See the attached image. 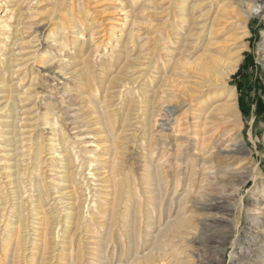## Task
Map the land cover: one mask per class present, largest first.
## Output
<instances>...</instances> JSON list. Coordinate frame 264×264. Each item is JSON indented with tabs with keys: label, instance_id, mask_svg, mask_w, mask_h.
Listing matches in <instances>:
<instances>
[{
	"label": "rangeland",
	"instance_id": "obj_1",
	"mask_svg": "<svg viewBox=\"0 0 264 264\" xmlns=\"http://www.w3.org/2000/svg\"><path fill=\"white\" fill-rule=\"evenodd\" d=\"M197 2L0 0L5 264H68L78 248L80 264H106L113 247L105 254L97 243L104 217L93 212L113 197L111 159L142 183L151 147L168 171L197 173L187 203L195 228L179 244L181 259L264 264V0H245L241 10L252 12L230 18ZM223 88L236 91L235 110L220 108ZM236 147L244 151L227 155Z\"/></svg>",
	"mask_w": 264,
	"mask_h": 264
},
{
	"label": "bare ground",
	"instance_id": "obj_2",
	"mask_svg": "<svg viewBox=\"0 0 264 264\" xmlns=\"http://www.w3.org/2000/svg\"><path fill=\"white\" fill-rule=\"evenodd\" d=\"M244 2L245 0H198L197 5H200L199 7L201 10H206L207 8L205 14L214 11L216 13L215 17L217 18L220 16L227 18L229 16L230 18L233 14L241 15L245 13L248 15L252 12L253 5L250 4H248V11L241 10ZM236 4H238L239 7L236 8ZM259 8L260 7H256L257 10ZM217 20L215 19V21ZM214 25L215 23L213 26ZM213 33L214 30L211 31V35ZM66 38L67 36L63 34V39L59 43L65 44ZM237 63L238 60L230 62L229 65H227L229 67V71H233L236 68ZM223 95L226 97V103L221 105L220 108L223 110H235L237 105L236 91L234 89L228 90L223 88V90L218 91V97ZM92 98L93 101L96 102L95 97L93 96ZM99 123L102 124V131L106 132L105 134L107 139H114L115 124L112 120L110 112L103 111L99 117ZM65 146L66 145H64V147ZM150 151V154L147 155L144 180H141L142 183L139 181L137 182L135 178H131V175L122 174V172L119 171L121 169L118 170L116 157L114 156L113 159H111V170L110 172H107L110 173L112 179L113 188L111 194L113 197L109 202L106 201L100 203L98 201L99 204H96V207L94 208L95 212H93V215H97L102 212L104 217L101 219L100 226H98L100 228L97 227L94 229V232L97 233V243L100 247H102V249H104L105 254L107 253L110 245L113 247V250H111L113 253L109 255V259L106 264H187V261L181 259L182 250L180 251L179 244L182 242L181 240L186 238L195 228L192 225V219L187 214L188 197L197 184V179L195 178L197 174L194 169L195 166L189 165L191 170L189 177L184 179V177H181L182 172H178L179 170L176 169V171L173 169L171 172L167 170L165 160H163L165 154H161L160 158L155 160L152 147ZM243 151L242 147H236L235 149L230 150L227 155L232 157ZM40 154L41 149L38 152V155ZM40 162L42 163L41 157L38 164ZM179 162V160L174 162L175 168L179 167ZM40 170L41 167H39V171ZM38 181L40 189L39 193L41 195L45 192V189L43 186L44 180L40 173ZM72 182L74 183V181ZM198 183L203 185L204 179L202 178ZM142 184H145L146 186V190L144 191L145 193L142 192ZM143 194H147L146 197ZM4 195L0 190V201L4 199ZM39 198L40 197H38V199ZM42 202L43 201H40V205H42ZM203 202L205 205L218 204V202H214L213 199H208ZM107 204L109 207L106 206ZM40 205L39 207H41ZM82 216H80L79 221H77L78 226L85 225L87 231H92L90 228L91 226L89 223L84 221L85 217ZM11 237L12 235H8L7 241L3 240L5 242L4 248H8L10 245L9 241H11ZM93 241H95V239ZM78 249L77 253L70 254L71 257L68 264L81 263L83 255L80 248ZM5 263V259L0 258V264Z\"/></svg>",
	"mask_w": 264,
	"mask_h": 264
}]
</instances>
